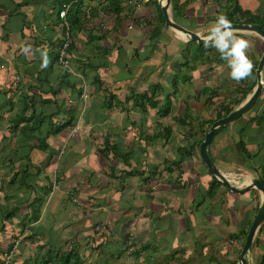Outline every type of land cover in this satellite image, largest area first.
Masks as SVG:
<instances>
[{"label": "crops", "instance_id": "1", "mask_svg": "<svg viewBox=\"0 0 264 264\" xmlns=\"http://www.w3.org/2000/svg\"><path fill=\"white\" fill-rule=\"evenodd\" d=\"M69 1L0 0V263L14 249L10 264H241L263 193L217 184L200 155L204 120L224 103L210 81L218 85L226 60L197 48L205 59L195 74L178 52L194 41L166 26L151 40L158 0H78L66 67L58 14ZM243 1L264 10V0ZM179 2L174 18L206 35L214 0ZM237 34L259 63L264 39ZM263 95L209 146L224 173H243L238 185L260 177L239 153L244 125L263 168ZM248 258L264 264V222Z\"/></svg>", "mask_w": 264, "mask_h": 264}, {"label": "water", "instance_id": "2", "mask_svg": "<svg viewBox=\"0 0 264 264\" xmlns=\"http://www.w3.org/2000/svg\"><path fill=\"white\" fill-rule=\"evenodd\" d=\"M161 10L165 18V26L168 29H173L175 31L183 32L187 36V40L196 41L198 44L202 45L204 43V37L201 33L192 30L191 28L185 26L184 24L178 22L173 16L172 0H158ZM233 27L237 33L239 32H253L264 39V28L258 23H233ZM257 83L248 96L230 113L227 115L216 119L211 126L206 130L204 139L200 143V155L204 161L208 172L216 177L218 180L223 182L226 187L236 193H245L251 188H257L263 193V198L261 204L257 210V213L252 221V224L247 233L245 243L241 249L239 260L241 264H252L248 258L249 254L253 249V242L255 235L259 227L264 222V182L258 176H253L248 183L244 185H238L233 182L229 176L224 173L215 163L214 159L210 155L209 146L214 141L217 134L227 125L239 120L240 118L246 116L260 97L264 93V51L262 52L261 58L259 60L258 66L256 68Z\"/></svg>", "mask_w": 264, "mask_h": 264}, {"label": "trees", "instance_id": "3", "mask_svg": "<svg viewBox=\"0 0 264 264\" xmlns=\"http://www.w3.org/2000/svg\"><path fill=\"white\" fill-rule=\"evenodd\" d=\"M180 0H172V5H173V10H174V14H175V17L178 18V16L180 15H183L184 14V10H183V6L182 4H180L179 2ZM227 2V6L225 5V14H227V16L229 17V19H231L232 23H241V22H245V23H258L260 24L263 28H264V21H262V19H259L257 18V16H254V15H251L249 16V13L248 12H244L242 9L241 6H239L235 0H225ZM232 2L235 3V5L232 4ZM159 5V4H158ZM158 11L160 13V22H161V25H156V27H154V29L152 30V36H151V40L154 39V38H158V36L161 34L162 32V29L164 28L165 26V18H164V15H163V12L161 10V7L159 6L158 8ZM59 15V14H58ZM243 19V20H242ZM72 26V24H71ZM73 27V26H72ZM73 46V45H72ZM206 47L205 44L203 45H200L199 48H204ZM209 48H212V47H209ZM215 49V48H214ZM59 53V52H58ZM215 57L216 58H213V61L217 60V58L221 59V54L220 52H218L217 50L215 51ZM257 65H258V61L254 63V71H253V74L255 76V78L252 80L250 79V76L243 79V80H240L242 82H245L244 80L248 81L249 82V86L247 87H244L241 83L239 84V87L235 90L237 91L239 94L238 95H235L234 93V90H233V94L230 93L229 96L226 97V102L224 103H221V110L216 114V119L218 118H221L225 115H227L228 113H230L233 108L240 104L245 98L246 96L248 95V93L252 90V88L254 87V85L256 84V73H255V70L257 68ZM229 67V66H228ZM209 91L211 92V94H214L216 93V90L214 88H209ZM264 96V95H263ZM219 106V105H218ZM264 110V109H263ZM264 112V111H263ZM26 113V107L24 106L23 107V111L17 115L16 117V123H20L25 117ZM261 116V115H260ZM257 117V116H256ZM256 117H252L250 119V122L253 121V120H256L255 118ZM260 118V117H259ZM215 119V120H216ZM215 120H208L209 125L211 126V124L215 121ZM247 125H244L242 126V128L240 129V138H239V141H238V145L240 147V151L239 153L242 155V157L245 159L243 161V163L245 164L246 168L248 169H252L254 172H256L261 180L264 182V163H263V168L261 171H259V164L257 163V161L255 160V155H252L251 154V151L248 149V143H249V140L248 139H245L246 136H248L247 134V128H246ZM207 129L205 128L203 130V134L204 132L206 131ZM242 130V131H241ZM246 135V136H245ZM204 137V136H203ZM203 139H201L200 143L202 142ZM245 142V143H244ZM252 161L255 162V165L256 167H251L253 164H252ZM215 181L217 184L219 185H224L225 184L223 182H221L220 180H218L217 178H215ZM247 232H245L246 234ZM68 257V255H67ZM2 264V262L0 263ZM67 264V263H66Z\"/></svg>", "mask_w": 264, "mask_h": 264}, {"label": "clouds", "instance_id": "4", "mask_svg": "<svg viewBox=\"0 0 264 264\" xmlns=\"http://www.w3.org/2000/svg\"><path fill=\"white\" fill-rule=\"evenodd\" d=\"M203 39L206 47L215 48L227 61L233 79L239 81L252 75L254 63L248 55L250 42L245 35L237 34L227 14H218ZM43 55L46 64L47 53Z\"/></svg>", "mask_w": 264, "mask_h": 264}, {"label": "rangeland", "instance_id": "5", "mask_svg": "<svg viewBox=\"0 0 264 264\" xmlns=\"http://www.w3.org/2000/svg\"><path fill=\"white\" fill-rule=\"evenodd\" d=\"M236 1V3L238 4V5H240L244 10V12L246 11V12H248L249 13V16H251V15H254V16H257V18H259V19H262V21H264V10H259V11H257V10H255V6L254 5H250L248 8H245V7H243V5L244 4H246L244 1L243 2H241V0H235ZM216 2V3H215ZM214 4L216 5H218L217 7H216V10H218V14L221 12V13H224L225 12V5L227 6V2L225 1V0H214ZM232 4L233 5H235V3L234 2H232ZM254 11H256V13L254 12ZM218 14H214V15H216V16H218ZM213 15V14H212ZM243 20V19H242ZM212 24V23H211ZM211 24H207V25H205L206 26V29L207 30H205L204 31V33L207 35L208 34V30H209V28H210V26H211ZM250 33H253V32H250ZM165 35L168 37V41H170L169 40V37H170V35H168L167 33H165ZM249 36V35H248ZM251 37H254V38H257V36H251ZM246 38H249V37H246ZM186 40H187V38H185ZM169 44H171V45H173L172 43H170L169 42ZM203 45V44H202ZM200 47V44H198L197 42H191L189 45H187V46H185V47H183V48H180L179 49V51L178 52H180V53H182L181 54V57H188L190 60H188L189 62H188V64H190V66H192V69H193V67H194V70H195V74H197V71H198V68L201 66V65H203V61H204V59L205 58H203V52H201V51H199L197 48H199ZM249 47H251V46H249ZM254 47V46H253ZM249 49H251V48H249ZM253 50V49H252ZM254 51H255V49H254ZM257 52V51H256ZM259 57H260V55H259ZM183 60V59H182ZM223 66L224 67H227L228 68V71H226V70H224L223 69ZM198 67V68H197ZM221 67H222V69H221V71H220V73H219V79H216L217 80V82H218V85L216 84V83H212L211 81H210V85L212 86V87H214V89L216 90V92H218L219 94H220V96H221V99H220V102L222 101V102H226V99L224 98V95H226V96H229L230 95V93L231 94H233V90H234V93H235V95H238L239 93L237 92V91H235L238 87H239V82H240V80L239 81H237V80H235V79H233L232 77H231V75H230V68L228 67V63H227V61H226V66L225 65H221ZM190 70V71H187V72H189V73H191L192 71H194V70ZM223 70V71H222ZM193 74V73H192ZM227 74V75H226ZM263 76H264V74H263ZM225 78L227 79V80H225ZM250 81V80H249ZM248 82V81H247ZM178 84H180V82H178ZM178 84H176V85H178ZM173 84L171 83V84H169L168 85V87L169 86H171L172 87V89H170V92H172V94H174V91H175V89H174V87L172 86ZM217 107H211V113H210V115H208L207 117V119H205L204 120V124H203V128H201V134L203 133V130L206 128H208L209 127V123L210 122H206V121H208L209 119L210 120H215L216 119V114H217V112L216 111H218L219 109V106L218 105H216ZM211 116V117H210ZM210 117V118H209ZM249 117V116H248ZM202 122V121H201ZM192 123H194V122H192ZM202 124V123H201ZM202 137V136H201ZM237 172H239V171H237ZM243 174V173H242ZM241 173H234V172H232L230 175L227 173V175L229 176V178H231V179H235L236 181H240L241 180V178H243ZM241 176V177H240ZM164 263V262H163Z\"/></svg>", "mask_w": 264, "mask_h": 264}, {"label": "built area", "instance_id": "6", "mask_svg": "<svg viewBox=\"0 0 264 264\" xmlns=\"http://www.w3.org/2000/svg\"><path fill=\"white\" fill-rule=\"evenodd\" d=\"M78 0H71L67 3H65L62 6V9L59 12V19L62 26V35L63 40L61 42V45L59 47V57L62 64H64L66 67H69L70 63L69 60L66 58L68 49L74 45V43H77L75 34L72 30L71 23L68 19V12L71 8V6L75 3H77ZM86 95V94H85ZM77 130V127H75L72 132L74 133ZM64 152V150H62ZM14 255V249L6 252L2 258L3 263L2 264H10L12 261Z\"/></svg>", "mask_w": 264, "mask_h": 264}, {"label": "bare ground", "instance_id": "7", "mask_svg": "<svg viewBox=\"0 0 264 264\" xmlns=\"http://www.w3.org/2000/svg\"><path fill=\"white\" fill-rule=\"evenodd\" d=\"M176 33H178V36H179V37H182V38H184V36L187 37L186 34H184L183 32L176 31ZM182 35H183V36H182ZM248 53H249V52H248ZM241 131H242V130H241ZM244 143H245V142H244ZM223 148H224V147H223ZM217 156H218V155H217ZM263 169H264V168H263ZM181 172H182V171H181ZM261 178H262V177H261ZM246 179H248V178H246ZM149 217H150V216H149Z\"/></svg>", "mask_w": 264, "mask_h": 264}, {"label": "flooded vegetation", "instance_id": "8", "mask_svg": "<svg viewBox=\"0 0 264 264\" xmlns=\"http://www.w3.org/2000/svg\"><path fill=\"white\" fill-rule=\"evenodd\" d=\"M256 72V71H255Z\"/></svg>", "mask_w": 264, "mask_h": 264}]
</instances>
